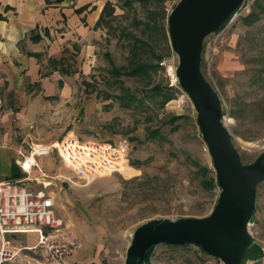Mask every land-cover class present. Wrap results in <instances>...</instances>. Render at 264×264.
I'll use <instances>...</instances> for the list:
<instances>
[{"label":"rangeland","instance_id":"obj_1","mask_svg":"<svg viewBox=\"0 0 264 264\" xmlns=\"http://www.w3.org/2000/svg\"><path fill=\"white\" fill-rule=\"evenodd\" d=\"M180 1L128 4L127 0H113L115 13L109 17V26L101 27L103 34L95 56L86 63L91 68L70 75L71 82L81 90L76 95L82 91L89 95L91 109L85 119L95 127H91V133L102 126L115 133L119 143H128V161L120 162L119 171L89 183L74 177L56 155L55 164L61 171L51 190L58 197L59 216L81 243L129 246L136 230L147 222L203 218L216 207L220 188L217 183L207 182L215 177L213 162L199 132L194 103L179 85L176 70L180 59L160 30L145 32L138 23L148 20V10L158 8L168 14ZM258 4L264 7V0H257L241 16L234 14L220 30L209 35L202 54V72L220 95L225 123L245 164L264 151V13L260 12L253 24L245 22ZM131 32L146 40L139 43L143 47L138 59L147 64V71L137 76L118 75L115 68L130 64ZM155 85L166 91L173 85L179 91L176 98L162 106L161 96L155 101L147 97ZM126 91L137 97L131 106L125 105L127 97L122 99ZM174 116L181 117L170 124ZM174 125L178 129L173 130ZM156 127L165 139L148 138L147 129ZM81 129L84 131L76 136L90 141L85 138L90 135L87 125ZM257 190L252 235L255 241L264 242V181ZM159 247V264H223L193 243H163Z\"/></svg>","mask_w":264,"mask_h":264},{"label":"crops","instance_id":"obj_2","mask_svg":"<svg viewBox=\"0 0 264 264\" xmlns=\"http://www.w3.org/2000/svg\"><path fill=\"white\" fill-rule=\"evenodd\" d=\"M107 1L0 0V183L16 181L38 190L42 175L58 176L56 154L40 157L42 170L35 168L31 175L21 167L20 153L31 140L52 144L68 134L82 133L87 125L90 135H82L85 138L119 142L115 133L102 126L91 133L95 127L85 119L91 109L89 95L83 91L76 95L81 90L70 79L75 71L91 68L86 63L95 56L103 34L95 24ZM35 30L42 38L34 42ZM10 237L15 245L36 242L31 233ZM255 243L257 251L250 254L248 264H264V242ZM162 244L155 247L152 264H159ZM128 247L85 241L68 264H126Z\"/></svg>","mask_w":264,"mask_h":264},{"label":"water","instance_id":"obj_3","mask_svg":"<svg viewBox=\"0 0 264 264\" xmlns=\"http://www.w3.org/2000/svg\"><path fill=\"white\" fill-rule=\"evenodd\" d=\"M243 0H181L168 17L170 43L180 59L176 74L197 112L199 132L209 149L220 195L212 213L173 222L150 221L136 230L126 264H152L161 243L198 245L223 264H248L255 243L249 223L264 181V151L244 163L225 123L223 102L202 72L205 39L220 30Z\"/></svg>","mask_w":264,"mask_h":264},{"label":"built area","instance_id":"obj_4","mask_svg":"<svg viewBox=\"0 0 264 264\" xmlns=\"http://www.w3.org/2000/svg\"><path fill=\"white\" fill-rule=\"evenodd\" d=\"M256 1L243 0L234 14L241 16ZM127 147L128 143L122 142L81 140L72 133L52 144L31 140L20 153L19 164L31 175L35 168L42 170L40 157L56 154L74 177L89 183L98 176L119 171L120 162L128 161ZM41 177L38 190L16 181L0 183V264H68L71 254L82 246L58 214V197L51 190L57 176ZM253 224L252 217L251 233ZM21 233L35 234L36 242L15 245L10 235Z\"/></svg>","mask_w":264,"mask_h":264},{"label":"trees","instance_id":"obj_5","mask_svg":"<svg viewBox=\"0 0 264 264\" xmlns=\"http://www.w3.org/2000/svg\"><path fill=\"white\" fill-rule=\"evenodd\" d=\"M63 0H55V2L57 3H61ZM143 2V3H147L149 2V0H127L128 4H132L133 2ZM158 2H162L164 0H156ZM47 3H50L51 0H46ZM257 7L261 8V11H258ZM256 8L252 9L249 14L245 17V22L247 24H253L255 23L259 18H260V12L264 13V7L261 6L260 4L257 5ZM115 9H116V5L114 4V2L108 0L106 5L104 6L101 14H100V18L97 21V23L95 24V27H108L110 24V19L109 17H112L115 13ZM234 15V14H233ZM232 15V16H233ZM148 20L144 21V20H139L138 23L143 25L142 30L146 32L147 30H150L152 32H154V30H160L163 37L168 41L170 39L169 37V30H168V24H167V20L169 17V13L167 14L166 11H164L163 9H153V10H148ZM231 16V17H232ZM230 17V18H231ZM159 18H160V22H159ZM229 18V19H230ZM228 19V20H229ZM227 20V21H228ZM227 23V22H226ZM225 23V24H226ZM224 24V25H225ZM223 25V26H224ZM222 26V27H223ZM32 37L31 39L35 42V41H39L42 38L41 33H39L38 31H34L32 32ZM132 36V41L129 42L128 46H130V56H129V60H130V64L129 65H125L122 66L121 68H115L114 71L116 72V74L118 75H132V76H137L140 73H145L147 71V64L143 61H141L140 59H138L139 54H140V48H142L139 43L142 42H146V40H144L140 35H137L133 32L130 33ZM34 55V54H32ZM37 56H39L37 54ZM52 62L58 64L60 62H58L57 60H52ZM62 64H64L63 62H61ZM68 69H64V72H68ZM61 84H63L61 82ZM169 90L166 91L165 89H163L160 85H155V87L151 88V92L152 94L149 95L147 94V97L150 99V101H155L156 100V96H161L160 99V104L162 106H164L166 103H168L171 99L176 98V92L179 91V89H177L176 87H174L173 85H171L170 87H168ZM128 98L129 101L126 102L125 105L127 106H131L133 101H137V97L134 93H132L131 91H126L124 96H123V100L125 98ZM109 98V97H107ZM142 101V100H140ZM139 101V102H140ZM141 105H137L135 107H140ZM181 116H174L172 118H170V124H175L177 119H180ZM173 130L178 129L177 125L172 126ZM147 134H148V138L151 140H156V139H161V138H166V136L162 133L161 129L159 127L156 128H148L147 129ZM137 168H139L140 166H135ZM208 171H212L209 168H206ZM208 184H213L216 185V177H213L210 181H207ZM250 254H255V252L257 251V245L256 243H254L251 247H250Z\"/></svg>","mask_w":264,"mask_h":264}]
</instances>
